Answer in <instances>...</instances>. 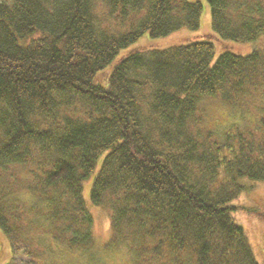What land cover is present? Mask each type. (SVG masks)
<instances>
[{
    "label": "trees",
    "instance_id": "trees-1",
    "mask_svg": "<svg viewBox=\"0 0 264 264\" xmlns=\"http://www.w3.org/2000/svg\"><path fill=\"white\" fill-rule=\"evenodd\" d=\"M205 3L211 32L168 42L200 27L202 1L0 0V228L13 248L37 224L69 249L93 245L84 182L103 157L90 199L137 264H264L231 203L264 181V107L221 136L197 120L206 98L264 97V47H229L264 36V0Z\"/></svg>",
    "mask_w": 264,
    "mask_h": 264
},
{
    "label": "rangeland",
    "instance_id": "rangeland-1",
    "mask_svg": "<svg viewBox=\"0 0 264 264\" xmlns=\"http://www.w3.org/2000/svg\"><path fill=\"white\" fill-rule=\"evenodd\" d=\"M196 1V0H191ZM204 5L201 13V25L196 30L188 28L180 29L167 40L180 42L187 37L203 35L211 32L212 18L210 7L206 0H200ZM215 39L217 54L224 46L221 41ZM168 44V43H166ZM231 49L235 52L247 54L255 49L264 47V36L255 43H231ZM252 87V86H251ZM260 87H252L246 97H241V106L232 108L218 97H210L201 101L198 111V124L205 129L215 130L221 136L225 131L232 130L235 125L239 128L252 127L259 119L264 107V97ZM234 130V129H233ZM103 157L99 160L94 173L84 182V197L94 216V242L87 250L69 249L55 243L46 233L45 227L37 224L21 233L22 238L29 242L30 249L25 250L26 243L17 241L18 248H13L10 240L0 228V264H137L125 242L114 245L112 242V230L110 212L106 207L96 206L91 201V188L94 177L99 171ZM249 189L243 192L236 200L231 202L239 207V211L233 214L236 223L241 224L248 234L259 262H264V181L249 185ZM24 201L30 202L27 194L23 193ZM38 226V227H37ZM28 237V238H27ZM128 243V242H127ZM114 245V246H113ZM16 256L13 257V250ZM18 249V250H17ZM13 253V254H12Z\"/></svg>",
    "mask_w": 264,
    "mask_h": 264
}]
</instances>
